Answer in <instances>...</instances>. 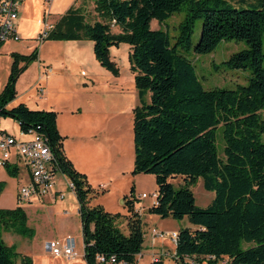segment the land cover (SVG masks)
I'll return each instance as SVG.
<instances>
[{
    "label": "trees",
    "instance_id": "1",
    "mask_svg": "<svg viewBox=\"0 0 264 264\" xmlns=\"http://www.w3.org/2000/svg\"><path fill=\"white\" fill-rule=\"evenodd\" d=\"M246 1L250 0H93L90 11L75 0L41 36V41L92 40L95 58L114 75L119 74V66L110 47L129 44V69L140 101L132 110L131 173L154 174L156 202L147 208L149 213L177 219L186 216L194 226L177 230L176 264H205L204 260L218 264L223 257L232 264H264V0H255L251 6L233 4ZM183 8L173 41L165 30L150 26L151 19L160 22ZM196 19H201L200 35L193 44L196 52L211 51L221 40L246 43L225 62L249 68L247 83L234 88L203 87L192 62L179 51L191 46ZM11 56L0 91V115L13 117L20 131L32 129L43 135L59 171L73 183L88 264H105L99 255L138 264L144 230L134 209L133 184L123 196L128 210L124 231L118 212L100 203L90 204L99 190L66 155L56 110L31 108L22 101L8 105L16 96L19 75L38 59V49L12 51ZM4 167L11 174L18 171L10 164ZM175 176L183 179L178 186L172 182ZM199 176L204 188L214 192L206 206L196 204L190 187ZM9 229L33 234L20 203L0 207V264H32L30 256L4 242L2 231ZM146 264L168 262L158 258Z\"/></svg>",
    "mask_w": 264,
    "mask_h": 264
},
{
    "label": "crops",
    "instance_id": "2",
    "mask_svg": "<svg viewBox=\"0 0 264 264\" xmlns=\"http://www.w3.org/2000/svg\"><path fill=\"white\" fill-rule=\"evenodd\" d=\"M46 41L50 45L60 46L62 48L61 53L43 54L39 52L38 59L30 62L19 75L16 81V96L8 105L22 101L31 108L55 109L57 127L64 136L63 149L66 155L78 170L86 174L88 182L93 187L97 185L101 189H109L108 193L116 192L117 198L123 194L121 199L123 200L122 204H124L123 196L126 191L123 190L129 188L132 182L131 177H133V184H135V177L138 176V174L133 176L131 174L134 155L133 158L130 157L128 146H126L127 156L124 158L122 135L118 148L119 138L117 136L110 137L104 131V115L109 112L111 116L116 115L122 118L124 114H127V119L130 118L133 107L140 102L137 89L131 82L130 94L129 92L127 94L124 87L118 85V82L114 83V80L117 81L118 78H115L111 71L99 64L93 53L92 40L47 39ZM35 63L40 67L39 75L33 76V80L29 81L28 93L22 98H16L19 91L25 92V79L22 80V77L30 71ZM65 64L72 65L73 68L80 71L82 76L79 79L80 85L75 86L74 94L68 96L60 94L59 90L60 81L63 78L60 66ZM97 75L101 76L102 79H98ZM115 76H119V74ZM129 77L130 79L133 78V73L129 74ZM35 78H38L36 83H34ZM39 84L43 87V93L38 91L37 86ZM149 94L150 92L146 93L148 96ZM15 99L16 101L13 103ZM17 126L19 129L18 124ZM3 127L7 129L6 126L3 125ZM117 134H122V132L119 130ZM110 150L113 151V155L109 152ZM106 151L109 152L108 159ZM10 165L16 166L18 168L17 173L19 172V165L15 163H10ZM59 173V176L55 175V192L22 202H19L17 197L13 200L9 207H14L18 203L21 204L27 215V225L33 229V234L26 236L9 229L13 233L28 238L27 240L15 238L14 240H17L18 245L14 241L9 245L14 246L16 251L30 256L32 264H88L84 256L79 202L74 190L68 186L70 179L63 172L59 171ZM0 178H6L4 166H0ZM119 183L123 187H120ZM59 192L63 193L62 197H58ZM2 202L0 200V207H3ZM95 203H100L107 210L112 211L104 202L97 199L93 201L92 198L90 204ZM150 205L141 204L140 206L134 202V209L139 212L143 223L151 216H157V214L147 211ZM119 226L125 231L126 219L124 222L121 221ZM151 227L156 226L149 227L146 225L148 243L143 241V245L146 244V247L141 248L138 253L139 257L144 254L147 255L148 262L162 252L169 251L171 253L174 249V244L173 248L169 249L161 239L153 241L150 233ZM192 227L194 226L192 225ZM67 235L75 238L77 254L72 257H65L52 253L50 244L62 242ZM167 258L168 256H164L168 262ZM138 264L140 263L138 262Z\"/></svg>",
    "mask_w": 264,
    "mask_h": 264
},
{
    "label": "rangeland",
    "instance_id": "3",
    "mask_svg": "<svg viewBox=\"0 0 264 264\" xmlns=\"http://www.w3.org/2000/svg\"><path fill=\"white\" fill-rule=\"evenodd\" d=\"M75 0H21L19 16L17 19L18 22V30L21 35L19 39H8L2 41L0 43V91L2 90L6 79L8 77L10 71V65L12 61L11 52L17 51L22 53H28L32 51L36 46L38 49V53L42 52L50 54V53H61L62 48L60 46H53L47 43L46 40H39L38 35L41 30L46 27L48 24H52L58 16L64 12ZM85 6L87 10L92 11L93 0H78L80 3ZM77 2V3H78ZM255 0L246 1L243 4L233 3L235 6H251ZM185 9L174 11L167 18L162 21H158L153 18L150 21V26L152 28H161L168 33V36L171 41L174 40L175 35L177 34V25L178 22L184 16ZM200 26L201 19H196L194 24V29L192 33V44L189 48H179V51L184 54L187 58L192 62L195 72L200 79L204 88H212V87H227L234 88L237 84H245L248 81V77L250 76L249 68L242 67H232L226 64L225 60L229 57V55L238 49L246 47V43L243 40H221L219 41L213 50L208 52H196L194 50L193 44L198 40L200 35ZM113 30H116L114 27ZM128 50L129 44L127 42H120L118 46H111L110 54L111 57L117 62L119 66V76L113 75L118 80H114L118 82V85L124 87L128 94H130L131 86H134L133 78L129 77V74H132L129 69L128 63ZM262 51L264 52V31L262 34ZM262 64L264 65V57L262 60ZM61 74L63 76L60 81V94L64 96H68L69 94H74L75 86H79V79L82 77L80 75V71L73 68L72 65L65 64L60 66ZM40 67L35 63L30 71L22 77V80L25 79L24 87L26 86L25 92L19 91L16 98H22L24 95L28 93V83L33 80V76L39 75ZM98 79L101 77L97 75ZM102 78H100L101 80ZM38 78L34 79V83H36ZM132 82V85H131ZM135 88V86H134ZM34 93V92H33ZM145 99L148 101L149 96L145 95ZM16 99L13 103H15ZM137 105V104H136ZM55 110V109H54ZM133 110V109H132ZM261 114L264 116V108L261 109ZM3 125L7 127L8 131L11 134L16 135L17 137H22L20 135V130L17 126V121L11 116H2ZM132 117L133 113H131L130 118L127 119V114H124L123 117H119L116 115L111 116L108 112L104 115L105 127L104 131L107 132L108 136L114 137L117 136L119 138L118 148L120 146V138L122 135L123 144V153L124 158L127 156V147L128 146V154L131 158H133V135H132ZM121 131L122 134H117L118 131ZM109 137V140H110ZM111 141V140H110ZM128 144V145H127ZM222 142L219 144V152L222 154ZM112 154V150H110ZM108 151H106L107 159H108ZM120 152V151H119ZM113 155V154H112ZM15 159L14 153H12V160ZM19 172L16 174H11L5 168L6 178H0V200L3 201V207H9L13 200L17 197L18 189L22 183H25L29 179V172L21 159L18 162ZM56 174L59 176V171H56ZM132 174V173H131ZM138 174L135 177V184H133V177H131V184L129 188H126V194L128 195L130 192V187L133 184L134 186V194L137 197L141 192H147L146 196L137 198L135 200L138 205H150L152 204L153 196L151 192L156 191V182L154 174L152 173H136ZM134 174H132L133 176ZM183 179L181 176H175L172 178V182L175 186H178L182 183ZM120 187L121 183H119ZM96 189L99 190L97 196L93 197V201L96 199L100 202H104L105 205L112 209L111 212H118V224L124 222L125 215L127 210V206L122 204L123 200L121 199L122 195L117 198L116 192H107L109 189H101L100 186L94 185ZM191 189L193 191L195 202L197 205L206 206L212 199L214 192L211 190H207L203 186L202 177L199 176L196 182L191 184ZM125 188V186H124ZM119 188L117 189V191ZM121 190V188H120ZM108 193V194H107ZM141 201V202H140ZM141 203V204H140ZM146 225L156 226L161 229H178L184 226H192L191 223L186 216L181 219L174 218L172 216L160 217L159 215H153L149 219H146V222L143 223L144 230V243H148L147 238V229ZM2 238L6 244H10L13 241L18 245L17 240L15 238H23L27 240V237H24L20 234L13 233L10 230L2 231ZM19 241V240H18ZM165 245L169 247V249L173 248V243L169 239L162 240ZM161 242V241H160ZM247 243L243 242V246H246ZM146 247V244L143 245V249ZM137 261L142 264L148 262V256L143 255L139 257L137 255Z\"/></svg>",
    "mask_w": 264,
    "mask_h": 264
},
{
    "label": "built area",
    "instance_id": "4",
    "mask_svg": "<svg viewBox=\"0 0 264 264\" xmlns=\"http://www.w3.org/2000/svg\"><path fill=\"white\" fill-rule=\"evenodd\" d=\"M21 0H0V42L8 39H19L21 37L17 28V19L19 16ZM52 24L44 27L38 35L45 34V30ZM38 91L43 93V87L39 84ZM22 137L11 134L2 125V117L0 115V166L15 163L22 159L28 172L29 179L22 183L18 189L17 198L19 202L29 200L33 197H43L49 193L55 192L56 171H59L55 156L50 149L46 138L37 132L29 129L27 132L20 131ZM12 153L15 159L12 160ZM70 188L73 183H68ZM147 192H141L137 198L146 196ZM153 202H156V191L151 192ZM63 193L59 192L58 197H62ZM150 233L152 240L169 239L174 244V249L162 252L158 256H154L151 260L167 257L168 264H176L175 242L177 239V230H162L157 227H151ZM51 252L65 257H72L77 254L76 240L73 236L67 235L62 242L50 244ZM98 259L105 264H124L117 261L114 256L105 258L99 255ZM186 259L190 260V258ZM206 264V260L203 261ZM218 264H232L227 257L220 258Z\"/></svg>",
    "mask_w": 264,
    "mask_h": 264
}]
</instances>
